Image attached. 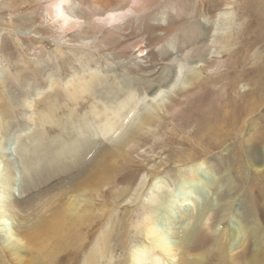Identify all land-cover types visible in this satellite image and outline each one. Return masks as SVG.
Listing matches in <instances>:
<instances>
[{
    "label": "bare ground",
    "instance_id": "6f19581e",
    "mask_svg": "<svg viewBox=\"0 0 264 264\" xmlns=\"http://www.w3.org/2000/svg\"><path fill=\"white\" fill-rule=\"evenodd\" d=\"M34 1L38 10L34 12L32 18L26 16L31 18V21L28 23L25 20V24L30 25L31 29L34 27L31 32L34 31L43 37L48 34L46 30L44 33L43 29L48 26V16L53 14L55 20L58 21L60 33L48 36L53 37L57 43L59 53L56 54V60L60 61L62 72L59 73L60 76H55V72L51 73L52 77L48 78L46 86L48 89L35 90L36 92L32 93L33 99L24 94L25 90L19 87H25L30 81H35L36 77L44 75L41 68L31 67V61H26V68L17 69L15 78H11L10 75L0 80V252L3 263L113 264L115 248H122L125 257L119 264H197L198 258H202L213 248L218 247L226 248V252H232L230 254L232 264H264V257L258 256L254 235L257 228L254 227L251 219L248 223L242 220L231 222L222 233L220 232V235L214 232L217 231V229L214 230L217 222L222 220L231 208V200L224 201L225 197L222 195L223 201L217 202L216 198H212L205 188L206 185L212 187L215 181L210 171L206 172L205 169L207 166L214 167L217 164L216 159L208 158L200 160L201 162H192L180 168L173 178L172 174L171 178L167 179L159 176L148 184L135 183L137 173L124 172L120 177L122 181L127 183L132 181V183H128L123 189L114 190L111 187L108 189L110 193L117 196V204L120 207L121 204L130 200L129 193L134 191L132 195L134 196L139 186L146 184L147 188H150L142 191L140 195L139 202L142 204L140 222L131 224L143 237L142 240L136 237L137 239L128 244L129 213L134 209L123 213L118 212L116 208L112 213L107 214L106 202L103 200L101 203L97 199L101 182L114 178L112 173L106 172L105 166L108 159L116 152H125L130 143L140 139L143 126L154 122L152 121L154 118L152 110L155 111L157 105L152 104V107L147 108L139 116L136 123L128 124L138 111L140 104L146 99L156 101L166 89L175 88L181 75L183 61L190 63L201 61L202 56L209 50V36L213 38L215 33L211 34L210 28H206L201 21L193 20V14L190 13L193 9L187 8L188 4L186 8L172 7L174 5L169 4V0L168 4L171 5V9L167 10L169 16L166 24H161L162 21L159 22L155 13L146 12L143 15L145 17L142 16L146 22L154 20V23H157L149 33V38L154 39L151 43L154 47L150 45L151 49L148 48V51H145V48L141 46V39L130 43L131 47H137V51L142 53L140 57L143 58L140 65L134 67L124 65V74H112L110 70L104 68L106 71L104 75L102 73L104 70H100L90 59L87 64L88 69L82 71L80 68L74 74L65 76L66 59L67 57L71 59L63 50V45L67 42L76 43L70 47V50L74 49L72 57L77 61L81 60L82 57H78V54L83 52L85 48L83 45L87 46L89 40L101 46L108 55L113 56V59L118 58L122 52L119 49L125 47L121 45L118 37H130L131 34V38L136 36L134 35L135 28L131 25L133 21L121 22L129 11H133V8L114 7L112 0H105L99 5L94 4L86 12L79 5L78 12L85 14L83 17L86 19L81 21L79 14L75 13L72 6H69L70 0ZM229 14L230 12L226 13L227 22L223 23L226 28H229V25L231 28L234 20L233 15L231 17ZM221 15L224 13L216 11L214 17L217 20L221 18ZM68 30H71L70 33ZM146 32L148 31H144ZM175 33L181 36L176 49L163 45L168 40V36ZM230 37V35H222L220 40L229 42ZM9 42L10 47L7 44L6 47L9 48V54H14L19 48L14 47L13 42ZM185 44L195 46L183 53L186 49ZM156 45L163 46L160 50H156ZM194 56L198 59H193ZM165 62H168L166 63L168 66L165 67L168 72L158 76ZM220 66L218 63L214 69L218 70ZM139 70L149 73L148 76L140 79L129 77L130 73ZM109 76H112V82L108 79ZM154 76V79H150ZM200 76L199 73L190 75V80H197ZM11 79L17 84L16 89L17 87L20 89L19 93L16 90L13 91V85H10V82H13ZM238 81V77H234L229 84L234 86ZM140 82H144V87L140 86L142 84ZM102 85L109 86L106 94L105 92L103 94L110 95L105 96V100L103 98L106 104L104 103V106L102 104V108L92 105L88 112L90 115L78 114L79 111L76 108L80 100H84L88 94L94 90L97 91ZM204 102L205 100L200 97L192 102L199 111L196 116L200 128L209 115V112L203 110ZM15 104L24 105L29 110L27 112L25 109L26 119L33 121L36 125L33 132L29 130V132L13 136L16 139L14 150L20 157L23 167V177L27 179V184L32 182L38 185L45 182L48 184V186L44 184L33 190L31 197L23 199L22 202L18 201L16 204L11 200V193L16 183L14 175L17 170L13 161L7 163L12 154V151H9L12 147H8L4 140V135L9 136L12 127L17 122L14 115ZM99 139L107 140L113 146L109 149L106 148L107 146L98 147L96 144ZM251 150L252 154H257L254 145ZM262 153H264V147ZM251 164L257 172L264 170V163L262 167L255 165L253 161ZM179 178L189 184H200L198 190L195 187L196 200L189 198L183 200L184 205L196 211L197 217L202 214L204 208L210 211L219 206V211L215 212V216L214 214L212 217L205 216V219H200L201 221L195 219V216L193 221L190 220L192 223L187 222L180 230H175L173 235L176 234L178 239L170 242L166 238V232L160 229L162 223L160 220L166 219L167 225L174 221L171 212L172 202L171 205L166 204L165 194H175L174 184ZM51 183L53 184L49 186ZM228 193L226 190V194ZM196 201L202 205L201 208H197ZM18 207L31 210L30 214H27L28 219L18 221ZM105 220L108 221L107 224ZM220 249L218 250L219 255L222 254ZM194 251L200 252L195 253Z\"/></svg>",
    "mask_w": 264,
    "mask_h": 264
},
{
    "label": "rangeland",
    "instance_id": "374dc122",
    "mask_svg": "<svg viewBox=\"0 0 264 264\" xmlns=\"http://www.w3.org/2000/svg\"><path fill=\"white\" fill-rule=\"evenodd\" d=\"M104 1L70 0L69 6L74 8L75 13L79 14L82 21L86 19L83 17L85 14L78 12L79 5L86 12L94 4L99 5ZM112 1V6L114 7L133 8V11H129V14L121 22L128 23L133 21L131 25L135 28L134 35L136 36L131 38V34L130 37H118L121 45L125 47L119 49L122 52L118 58L114 59L101 46L95 45V42L89 40L87 46L83 45L85 47L83 52L78 54V57H82L81 60H74L72 57L74 56V49L70 50V47L76 43L66 41L67 43L63 45V50L67 52V56L69 55L71 59L69 57L66 59L67 70L64 72L65 76L74 74L80 68L82 71L88 69L87 64L90 59L94 61L100 70H104L102 71L103 74L106 72L105 69L110 70L112 74H124V65L133 67L138 64L140 65L143 58L142 56L140 57L142 53L137 51V47H131L130 43L136 39H141V46L145 48V51H148V48L151 49L150 45L154 47L151 44L154 42V39L149 38V33L150 29L155 27L154 24L157 23H154V20L146 22L142 16L146 12L155 13L159 22L162 21L161 24L164 25L167 23L166 20L169 16L167 10L171 9V5H174L172 7L179 6L186 8L188 4L187 8L193 9V12H190L193 14V20L201 21L206 28H210V33H215V35H213V38H211V35L209 36V50L202 56L201 61L192 63L183 61L181 75L175 88L166 89L163 95L156 101L146 99L140 104L137 109L138 111L129 120L128 124L136 123L139 120V116L147 108L152 107V104L157 105V109L155 107V111L152 110L154 114L152 121L154 122L143 126L140 132V139L137 142L130 143L126 147L125 152H116L113 157L108 159V163L105 166L106 172L112 173L114 178L110 181L103 180L101 182V186L99 187L100 193L97 195L98 201L102 203L104 200L106 202L107 214L112 213L116 208H118V212L123 213L134 209V212L129 213L128 244L137 238L142 240L143 237L136 232L137 230L131 224L140 222L139 216L142 211V204L139 202L140 195L145 189H150L149 187L147 188L146 184L152 183L159 176L167 179L172 174L173 178L180 168L186 167L192 162H201L208 158L216 159L217 164L214 167L207 166L205 169L206 172L210 171L215 181L211 185L212 187L206 185L205 188L210 192L212 198H216L217 202L223 201L222 195L225 197L224 201L231 200V208L225 217L217 222L216 227H214V230L217 229V231L214 232H216V235H220L231 222L234 223L235 221L242 220V222L248 223L249 219H251L254 227L257 228L254 235L256 246L258 247V256L264 257V170L257 172L254 165L251 164V161H253L255 165L258 164L257 166L262 167L264 163V153H262L264 147V0ZM168 1L171 5L168 4ZM37 10L38 7L34 0H0V80L10 75L11 78H15L17 69L19 67L26 68V61H31L33 69L41 68L44 73L42 77H36L35 81H30L25 87L19 86L23 91L25 90L24 94H27L32 99L34 98L33 92L48 89L46 86L48 85V78L52 77L51 73L55 72V76H60L59 73L62 72L60 61L56 60V54L59 53L57 43L53 37L48 36L49 34L60 33L58 21L55 20L53 14L51 13L48 16V26L46 29L45 27L43 28L44 33L46 30L48 34L43 37L34 31L31 32L34 27L31 29L30 25L25 24V20L29 23L35 14L34 12ZM216 11L224 13L217 20L214 17ZM227 12H230L229 15L231 17L233 15L234 17L231 28L230 25L229 28L223 25L224 22H227L225 18ZM26 16L31 18H27ZM70 31L68 30V33ZM144 31L148 32L144 33ZM174 35L168 36V40L163 45L176 49V44L180 42L181 36L179 34L176 35V33ZM222 35H230L231 40L229 39V42L220 40V36ZM8 41L13 42L14 47L19 48L14 54H9V48L7 49L6 47L7 45L10 47V42L8 43ZM84 42L86 43V41ZM162 46L156 45V50H160ZM194 46V44H185L184 48L186 49L183 53H186ZM189 54L191 55L192 52L190 51ZM9 56L10 58H8ZM193 59L196 60L198 57L194 56ZM166 63L168 62H165L160 68L158 76L159 74L164 75L168 72V69L165 68L168 66ZM218 63L221 66L218 70H215L214 67ZM196 73L201 74V76L197 80H190V75L193 76ZM148 74L143 70H139L130 73L129 77H134V79L139 77L140 79L147 77ZM234 77H238L239 81L234 86H231L229 83ZM154 78L155 76L150 79ZM108 79L110 82L113 81L112 76H109ZM11 81H13L10 82V85H13V91L16 90L19 93L20 89L18 87L16 89L17 84L13 79ZM140 83H142L140 86L144 87V82ZM108 88V85H102L97 91H92L93 94L91 92L84 100H80V104L76 108L79 111L78 114L83 116L90 115L88 112L92 105L99 108L102 104L104 106L105 102H103V98L110 96L103 95L104 92L106 94ZM198 97L205 100L203 110L209 112L201 128L200 124L197 123L199 121L196 116V113H199V111L192 103ZM15 106L16 112L14 115L17 122L12 127L10 135H4V140L8 144V147H12L9 150L12 151V154L9 156L10 160L6 162L10 163L13 161L17 170L16 175H14L16 177V183L13 187L14 192L12 191L11 193V200L16 204L18 201L22 202L23 199L31 197L33 190L42 187L44 184L48 186V184L46 182L40 183V185L35 182L27 184V179L23 177V167L20 163V157H18L14 150L16 139L13 136L29 132V130L33 132L36 125L33 121L26 119L25 109L26 111L28 109L24 105L15 104ZM206 106L208 107L206 108ZM97 142L96 146L98 147L103 148L107 146L106 148L109 149V147L113 146L107 140L99 139ZM253 145L257 149V154H252L251 148ZM128 171L137 173L135 183L141 182L146 184L139 186L134 196H132L134 191L129 193L130 200L118 207L117 196L112 192L110 193L108 189L110 187L114 190L123 189L128 183H132V181L128 183L124 182L120 178L124 172ZM180 179H177V182L174 184L175 194H165L167 196L165 200L166 204L171 205L172 202L171 212L173 213L174 221H172V224L167 225L166 219L160 220L162 222L160 229L166 232V238L170 242L178 239L175 236L176 234L173 235L175 230H180L187 222L192 223L190 220L192 219L191 221H193V218L196 216V211H193L192 207L184 205L183 200L187 198L196 200V190H198L197 188H199L200 184H189L187 181ZM52 184H49V186ZM226 190L227 193L229 192L228 194H226ZM230 195L231 197H229ZM195 204L197 208H201L200 206H202L198 201ZM210 211L204 208L202 214L199 217L196 216L195 219L197 218L201 221L205 219V216L212 217V214L215 216V212L219 211V206L215 210ZM30 212L31 210L27 208L18 207V221L28 219L27 214L29 215ZM107 222L105 220L106 224ZM219 249L218 247L216 249L213 248L207 255L202 256L200 259L198 258L197 264H232L230 256L232 252H226V248H224L220 249L222 254L219 255ZM123 251L122 248H115L113 252V264H119L124 259L125 253ZM0 264H4L1 252Z\"/></svg>",
    "mask_w": 264,
    "mask_h": 264
}]
</instances>
